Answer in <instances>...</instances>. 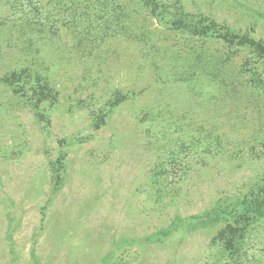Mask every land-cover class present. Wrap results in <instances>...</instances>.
Returning a JSON list of instances; mask_svg holds the SVG:
<instances>
[{
    "label": "rangeland",
    "instance_id": "1",
    "mask_svg": "<svg viewBox=\"0 0 264 264\" xmlns=\"http://www.w3.org/2000/svg\"><path fill=\"white\" fill-rule=\"evenodd\" d=\"M160 3L0 0V264H264V217L218 239L264 187V59L168 22L264 40V0Z\"/></svg>",
    "mask_w": 264,
    "mask_h": 264
},
{
    "label": "trees",
    "instance_id": "2",
    "mask_svg": "<svg viewBox=\"0 0 264 264\" xmlns=\"http://www.w3.org/2000/svg\"><path fill=\"white\" fill-rule=\"evenodd\" d=\"M139 1L148 8L153 15H160L163 17L166 7L160 3V0ZM168 22L171 26H174V28H181L193 35L208 36L213 34L224 42H234L239 45L248 46L256 52L258 58L264 59V40L255 39L247 32L236 33L230 31L226 26L219 24V22L213 18H207L202 15L198 18H194L188 12L182 10L179 16ZM17 76L19 77V75ZM38 86L43 88L40 84V80H38ZM118 100L119 99L116 98L115 102H118ZM230 214L231 220L226 222L218 233V239L225 249L233 247L235 239L241 235V232L252 220L264 217V187L251 190L250 193L238 203L237 208L233 207Z\"/></svg>",
    "mask_w": 264,
    "mask_h": 264
}]
</instances>
